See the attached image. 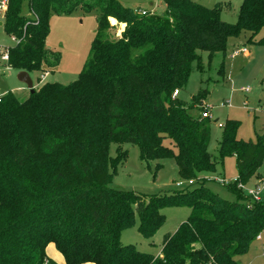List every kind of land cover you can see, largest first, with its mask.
I'll list each match as a JSON object with an SVG mask.
<instances>
[{"label":"trees","instance_id":"trees-1","mask_svg":"<svg viewBox=\"0 0 264 264\" xmlns=\"http://www.w3.org/2000/svg\"><path fill=\"white\" fill-rule=\"evenodd\" d=\"M163 1V12L149 15L119 0L8 1L2 26L19 42L0 63L16 71L50 73L58 64L46 44L53 15L96 10L98 27L75 80L45 81L21 101L12 92L0 96V264H43L49 243L65 264H239L236 256L264 230V201L248 206L237 187L259 174L264 137L238 139V121L227 119L213 157L211 120L194 105L203 92L192 96L195 114L176 96L201 52L211 60L243 30L253 40L264 26V0H243L235 23L221 18L218 4ZM110 19L124 24L118 35ZM254 41L264 45V37ZM123 143L136 144L145 162L172 157L179 177L192 182L148 195L111 187L127 157ZM228 155L238 177L226 186L236 200L200 178ZM171 205L190 213L164 235L159 255L121 242L135 217L137 231L151 237L164 222L160 209Z\"/></svg>","mask_w":264,"mask_h":264},{"label":"rangeland","instance_id":"rangeland-1","mask_svg":"<svg viewBox=\"0 0 264 264\" xmlns=\"http://www.w3.org/2000/svg\"><path fill=\"white\" fill-rule=\"evenodd\" d=\"M119 1L136 9L149 10L153 7L152 14H161L165 7L163 0ZM194 1L207 7H212L217 2L223 10L221 18L227 23H235L237 7L243 0ZM96 18V10L85 12L80 8L68 15L51 17L46 44L59 56V61L56 66L49 68L50 73L43 81H38L39 72L29 73L33 88L45 81L67 84L78 77L90 58L91 42L98 27ZM110 22L115 25L118 35L124 24L115 19L114 21L110 19ZM250 35L251 32L243 30L237 37L229 38L225 52L215 53L211 60L208 59L207 52H201L200 64L196 61L191 63L188 81L185 87L176 93L177 98L189 106L193 114L197 112L194 105H203V109L204 106L208 107L211 120L208 151L213 157L219 156L223 125L227 119L238 121L236 134L238 139L256 141L257 136L264 137V45L254 41L264 37V26L252 41H249ZM12 45L10 36L0 25V47L7 50V47ZM243 46L248 50L246 56L240 54L234 58L230 57L234 48ZM17 73L15 69H8L0 63V94L12 92L21 101L28 97L29 88L18 81ZM243 88L248 90L245 91ZM199 91L203 92L200 99L202 104L195 103L192 106V96ZM115 148L116 144L110 145L111 156L115 155ZM121 148L127 151V157L117 167L110 183L111 187L148 195L170 193L188 185L187 181L179 177L172 157L145 162L140 159L136 144L123 143ZM257 171L259 174L252 176L246 182L247 186L264 177V161ZM237 177L235 157L231 155L224 157L215 172L200 175V178L205 180V187L228 200H236V195L225 184L215 179L233 181ZM177 182H182L181 186ZM194 186L195 184L191 185ZM160 212L164 215V222L151 237H144L137 231L138 218L135 217V221L122 231L121 242L133 244L143 252L158 254L162 248L164 235L175 231L178 225L186 220L190 209L185 205H171L162 207ZM236 261L239 264H264V230L260 233V239H255L245 253L236 256Z\"/></svg>","mask_w":264,"mask_h":264},{"label":"built area","instance_id":"built-area-1","mask_svg":"<svg viewBox=\"0 0 264 264\" xmlns=\"http://www.w3.org/2000/svg\"><path fill=\"white\" fill-rule=\"evenodd\" d=\"M8 1L9 0H0V19L3 20L4 15L7 11L8 8ZM136 12L140 13L141 15H149L152 14V9L147 10L144 8H139L136 9ZM11 41L13 42V44H16L19 42V39L14 36L11 35L10 36ZM245 52H247L246 47H237L234 48L231 53H230V57L234 58L240 54H245ZM8 55H7V50H5V47L2 48L0 47V59L1 60H7ZM49 74L48 71H44L43 73L40 74V81H43L44 78ZM244 89V88H243ZM245 91L248 90V88L244 89ZM201 116L202 117H210V111L208 109V107L204 106L203 111L201 112ZM218 180L220 183H223L225 185H227L230 181L225 180L224 178L222 179H215ZM192 181L189 180L188 183H191ZM177 184L179 186H181L182 182H177ZM237 187L240 188L244 194L249 198V202L247 203L248 206L251 205V202H257V201H261L264 198V177L262 179L257 180L256 183L252 184L251 186H247L246 184H242V183H238ZM257 239H260V234L257 236ZM43 264H49V260L45 259L43 261ZM206 264H211L210 262L206 263Z\"/></svg>","mask_w":264,"mask_h":264},{"label":"crops","instance_id":"crops-1","mask_svg":"<svg viewBox=\"0 0 264 264\" xmlns=\"http://www.w3.org/2000/svg\"><path fill=\"white\" fill-rule=\"evenodd\" d=\"M218 3L216 2L214 5H217ZM124 5V4H123ZM226 5V4H225ZM228 5H229V3H228ZM126 6V5H125ZM128 6V5H127ZM239 6H240V4L238 5V7L237 8H239ZM129 7V6H128ZM226 7H227V5H226ZM229 7H231V6H229ZM144 9H147L148 10V8H144ZM150 9H153V7L152 8H150ZM149 9V10H150ZM222 7H221V14H222ZM0 25H2V20L0 19ZM48 46V45H47ZM49 47V46H48ZM248 54V50H247V52H245V54H243V56H246ZM242 55V54H241ZM6 68H8V69H10L9 67H6ZM2 94H0V96H1ZM160 254V252L158 253V254H155V255H159ZM46 256H47V258L51 261V262H53V263H55V264H65V260H64V258H63V255L56 249V247H55V245L53 244V243H49L48 245H47V247H46ZM83 264H94V263H92V262H87V263H83Z\"/></svg>","mask_w":264,"mask_h":264},{"label":"water","instance_id":"water-1","mask_svg":"<svg viewBox=\"0 0 264 264\" xmlns=\"http://www.w3.org/2000/svg\"><path fill=\"white\" fill-rule=\"evenodd\" d=\"M17 79L18 81L24 83L27 86V88H29V93L34 92L33 83L27 71L24 70L18 71ZM200 104H202V102Z\"/></svg>","mask_w":264,"mask_h":264}]
</instances>
